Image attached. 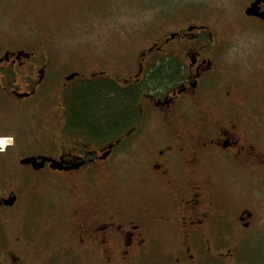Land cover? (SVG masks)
I'll list each match as a JSON object with an SVG mask.
<instances>
[{
  "label": "flooded vegetation",
  "instance_id": "af4514ba",
  "mask_svg": "<svg viewBox=\"0 0 264 264\" xmlns=\"http://www.w3.org/2000/svg\"><path fill=\"white\" fill-rule=\"evenodd\" d=\"M254 1L242 24L264 21L245 13ZM226 34L205 23L183 24L134 58L121 57L117 72L61 71L55 84L47 48L0 46V107L26 110L47 95L62 113L56 152L43 154L61 167L20 162L42 154L19 163L56 175L75 192L54 210L23 215L20 229L0 244V264H31L32 256L43 264H250L241 243L264 218L250 200L222 199L219 191L238 182L264 184V47L245 61L234 58L229 69ZM91 88L119 100L121 112L131 104V120L103 141L96 139L101 131L71 120L76 92ZM23 133L0 123V136L12 137L0 144L1 162ZM135 136V184L99 187L97 177L116 172V150ZM22 201L15 189L0 190L4 213L17 212Z\"/></svg>",
  "mask_w": 264,
  "mask_h": 264
},
{
  "label": "rangeland",
  "instance_id": "374dc122",
  "mask_svg": "<svg viewBox=\"0 0 264 264\" xmlns=\"http://www.w3.org/2000/svg\"><path fill=\"white\" fill-rule=\"evenodd\" d=\"M41 1L47 2L46 6ZM251 1L0 0V46L30 50L47 48L54 62L49 73V84H55L61 71L80 70L85 74L101 70L108 74L117 72L121 57L134 58L164 32L187 23H205L229 34L231 43L224 58L230 69L234 58L245 61L252 51L257 52L264 47V21L250 20L252 25H245L247 22L243 20L244 9ZM45 96L44 101L26 110L0 107L3 128L9 127L15 133L25 132L19 138L20 143L9 151L7 159L0 161V190L15 189L21 201L25 199L15 213H4L7 208H0V244L5 241L3 246L10 234L20 229L23 215L35 216L54 210L56 202L70 199V194L75 193L56 175L48 174L50 177L46 178L44 174H34L32 167L19 163L20 158L27 155H53L56 152L62 113L57 102ZM101 132L104 134L96 138L101 141L113 134V130L104 129ZM0 138L6 144L7 138L12 137L3 135ZM138 143L135 136L116 150L111 160L116 172L97 177L99 187L106 186L108 182L117 184L119 180L131 186L135 184L134 150ZM251 184L238 182L233 189L225 187L220 189V196L236 202L246 200L249 203L250 200L254 203V210L264 218V184ZM76 192L83 194L87 189L79 188ZM27 201L29 204L26 205ZM10 215L17 218L10 220ZM9 220L11 222L8 224ZM259 225L258 229L244 235L248 240H244L240 247V253L248 257L250 264H264V221ZM41 251L47 255L51 247L42 248ZM32 257L31 264L44 263L43 258Z\"/></svg>",
  "mask_w": 264,
  "mask_h": 264
},
{
  "label": "trees",
  "instance_id": "16d2710c",
  "mask_svg": "<svg viewBox=\"0 0 264 264\" xmlns=\"http://www.w3.org/2000/svg\"><path fill=\"white\" fill-rule=\"evenodd\" d=\"M79 91L71 105L72 123L93 127L98 132L113 130L116 125L127 124L131 120L130 102H125V111L121 112L119 100L106 97L101 90L91 88Z\"/></svg>",
  "mask_w": 264,
  "mask_h": 264
},
{
  "label": "water",
  "instance_id": "95a60500",
  "mask_svg": "<svg viewBox=\"0 0 264 264\" xmlns=\"http://www.w3.org/2000/svg\"><path fill=\"white\" fill-rule=\"evenodd\" d=\"M264 2V0H255L246 10L245 13L247 15H257L261 18H264V11L258 13L259 4L261 2ZM79 75V73H74L68 77V79L73 78L74 76ZM111 148V146H110ZM21 164H31L33 168L39 169L45 165L46 162L51 163L52 168H60L61 164L57 163L52 157L44 156V155H39L37 157L31 156V157H25L21 159Z\"/></svg>",
  "mask_w": 264,
  "mask_h": 264
},
{
  "label": "snow or ice",
  "instance_id": "6c2138e0",
  "mask_svg": "<svg viewBox=\"0 0 264 264\" xmlns=\"http://www.w3.org/2000/svg\"><path fill=\"white\" fill-rule=\"evenodd\" d=\"M8 143H11V141L9 140V141H7ZM3 143H5V141H0V144H3Z\"/></svg>",
  "mask_w": 264,
  "mask_h": 264
},
{
  "label": "built area",
  "instance_id": "2783aa9c",
  "mask_svg": "<svg viewBox=\"0 0 264 264\" xmlns=\"http://www.w3.org/2000/svg\"><path fill=\"white\" fill-rule=\"evenodd\" d=\"M9 140L11 141V138H7V141H9ZM7 143H8V142H6V144H7Z\"/></svg>",
  "mask_w": 264,
  "mask_h": 264
},
{
  "label": "bare ground",
  "instance_id": "6f19581e",
  "mask_svg": "<svg viewBox=\"0 0 264 264\" xmlns=\"http://www.w3.org/2000/svg\"><path fill=\"white\" fill-rule=\"evenodd\" d=\"M0 139H2V138H0ZM8 146V145H7Z\"/></svg>",
  "mask_w": 264,
  "mask_h": 264
}]
</instances>
